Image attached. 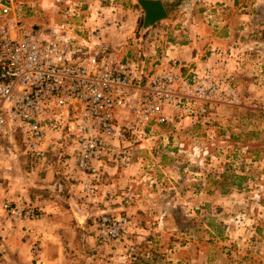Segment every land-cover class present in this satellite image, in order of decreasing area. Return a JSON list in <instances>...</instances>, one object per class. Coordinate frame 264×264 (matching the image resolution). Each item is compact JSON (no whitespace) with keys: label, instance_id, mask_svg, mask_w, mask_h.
I'll use <instances>...</instances> for the list:
<instances>
[{"label":"rangeland","instance_id":"374dc122","mask_svg":"<svg viewBox=\"0 0 264 264\" xmlns=\"http://www.w3.org/2000/svg\"><path fill=\"white\" fill-rule=\"evenodd\" d=\"M160 1L167 18L144 28L137 0H13L26 24L68 26L77 43L91 44L89 33L101 29L92 42L137 62L143 79L210 66L230 78L238 99L210 105L198 121L153 126L129 147L128 163H103L93 195L82 192L67 139L37 160L14 133L9 153L0 154L3 199L35 203L11 193L9 179L30 192L40 170L50 173L45 192H78L84 223L49 246V256L62 259L56 264H264V0ZM24 179L33 187L21 185ZM101 214L125 217V237L101 243Z\"/></svg>","mask_w":264,"mask_h":264},{"label":"built area","instance_id":"2783aa9c","mask_svg":"<svg viewBox=\"0 0 264 264\" xmlns=\"http://www.w3.org/2000/svg\"><path fill=\"white\" fill-rule=\"evenodd\" d=\"M68 31L65 25L29 26L13 0H0V154L9 153L17 131L37 160L67 139L87 195L98 191L103 163H128L129 147L153 126L198 121L210 105L238 103L230 78L210 66L186 74L156 70L143 79L137 62L92 42L100 41L101 29L89 33L91 44L77 43ZM51 136L54 141L42 149ZM2 192L0 186V209L8 221L40 218L30 200L3 199ZM127 224L125 217L101 214L97 239L124 238Z\"/></svg>","mask_w":264,"mask_h":264},{"label":"crops","instance_id":"0c3cea01","mask_svg":"<svg viewBox=\"0 0 264 264\" xmlns=\"http://www.w3.org/2000/svg\"><path fill=\"white\" fill-rule=\"evenodd\" d=\"M48 171L40 170L38 176H36L37 174L34 176L38 182L33 189L30 188L33 185L27 183L29 179L21 180V185L29 187L34 192L31 190L30 192H21L22 186L20 187L18 178L9 179L11 190H17L11 193H20V195L26 193L36 199L35 203L31 202L41 210L42 214L36 220L12 223L6 219L0 209V252L3 254L2 257L6 264H56L62 259L59 255L49 256V246H56L60 242H64L70 232L77 231L80 233V230H78L80 226L76 222L81 223V226H83L84 220L83 218L79 219L80 206L74 204L78 192H73V188H71L63 196V192H53L52 189H50L51 192L42 190L50 178ZM37 190H41V192H36ZM60 194L62 197H60ZM24 197L26 196L24 195Z\"/></svg>","mask_w":264,"mask_h":264},{"label":"water","instance_id":"95a60500","mask_svg":"<svg viewBox=\"0 0 264 264\" xmlns=\"http://www.w3.org/2000/svg\"><path fill=\"white\" fill-rule=\"evenodd\" d=\"M144 13L143 27H152L167 18V12L160 0H137Z\"/></svg>","mask_w":264,"mask_h":264}]
</instances>
